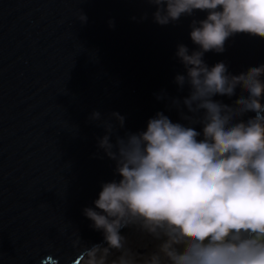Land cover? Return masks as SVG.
Returning a JSON list of instances; mask_svg holds the SVG:
<instances>
[{"label":"water","instance_id":"95a60500","mask_svg":"<svg viewBox=\"0 0 264 264\" xmlns=\"http://www.w3.org/2000/svg\"><path fill=\"white\" fill-rule=\"evenodd\" d=\"M190 19L157 23L149 0H0V264H78L83 241L102 240L82 208L114 162L89 114L116 109L132 130L157 109L179 119L155 93H187L173 77L177 42L195 47ZM204 59L245 70L264 61V34L230 35Z\"/></svg>","mask_w":264,"mask_h":264},{"label":"clouds","instance_id":"9594fccd","mask_svg":"<svg viewBox=\"0 0 264 264\" xmlns=\"http://www.w3.org/2000/svg\"><path fill=\"white\" fill-rule=\"evenodd\" d=\"M149 3L157 23L191 17L195 47L179 41L174 53L184 70L173 79L187 93H155L180 118L157 109L135 130L116 109L89 114L103 128L97 148L114 175L82 208L102 234L95 243L78 235L83 264H264V61L236 72L226 59H204L222 52L230 35L264 34V0ZM128 228L151 247H131Z\"/></svg>","mask_w":264,"mask_h":264},{"label":"rangeland","instance_id":"374dc122","mask_svg":"<svg viewBox=\"0 0 264 264\" xmlns=\"http://www.w3.org/2000/svg\"><path fill=\"white\" fill-rule=\"evenodd\" d=\"M125 232L128 236V242L130 246L133 247L134 249H137L140 252H144L151 247L152 242L149 240L148 237H146L144 234L140 233L139 231L133 228H128L125 229ZM78 264H83V259Z\"/></svg>","mask_w":264,"mask_h":264}]
</instances>
